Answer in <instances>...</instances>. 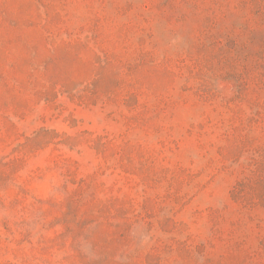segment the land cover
Listing matches in <instances>:
<instances>
[{
	"label": "rangeland",
	"instance_id": "374dc122",
	"mask_svg": "<svg viewBox=\"0 0 264 264\" xmlns=\"http://www.w3.org/2000/svg\"><path fill=\"white\" fill-rule=\"evenodd\" d=\"M132 1L134 7L126 10L125 0H50L46 7L30 0H0V163L16 155L17 144L42 127L59 133L86 132L87 135L111 137L123 130L124 121L131 113L121 106L116 110L111 108L118 112L114 119L107 118L99 106L82 108L78 98H73L62 88L63 84L75 82L77 92L82 96L87 95L97 76L102 80L96 84V89L111 87V81L116 77L125 89L139 84L141 88L148 87L155 93L164 94L172 86L168 76L154 74L148 64L126 70L136 58L142 59V51L139 53L137 49L139 44L146 45L139 38L148 25L138 28L136 20L149 18L157 40H163L164 47L155 56L156 64H159L169 28L177 33L169 42L180 46L183 40L196 34L199 18L207 13L212 12L213 18H227L230 23L236 18H252L247 9L238 5V0ZM194 4L198 8L195 9ZM149 50L147 45L144 51ZM104 54L109 56V62L102 65L100 57ZM53 89L59 100L56 105L50 103ZM22 112L27 115L19 117ZM183 121L184 118L177 114L172 124L178 126ZM207 130V136L191 138L183 144L186 151H191L192 163L185 164V169L199 171L207 167V163L209 166L189 186L184 185L186 172L178 174L181 195L198 191L189 207L179 212V218L187 224V230L196 241L210 239V228L216 224L212 248L206 253L208 264H264V113L250 131H242L232 115L225 116V126L213 124ZM239 138L244 140L245 150L234 164L228 158L217 162L211 149L205 148L208 153L204 156L203 151L200 152V146L212 145L211 148L220 147L222 154H229ZM149 149L153 154L158 152L154 144ZM78 150L80 155L66 149L63 152L83 162L98 163L94 151L83 143ZM55 155L52 147H48L31 155L15 176L7 179L0 174V264H45L46 260L50 264H77L69 253L65 254L54 244L47 250L43 243H49L60 234L56 220L62 209H50L47 205L50 199L60 200L55 190L60 177L51 169ZM221 164L228 167L227 171L216 172V166ZM208 177H211V183L203 188L201 184ZM18 186L28 191L25 202L30 203L31 196L44 203L46 210L27 213L21 205L13 203L19 194ZM233 187L242 188L244 192L231 200ZM209 207L219 211L213 223L205 212ZM194 210H197L196 214ZM20 218L25 219L21 228L26 235L19 234L17 223ZM156 238L159 234L136 226L131 233L135 249L130 259H144ZM78 250L89 264L99 260L88 243L80 244ZM164 256L168 264H175L173 255ZM195 264L202 262L196 259Z\"/></svg>",
	"mask_w": 264,
	"mask_h": 264
},
{
	"label": "trees",
	"instance_id": "16d2710c",
	"mask_svg": "<svg viewBox=\"0 0 264 264\" xmlns=\"http://www.w3.org/2000/svg\"><path fill=\"white\" fill-rule=\"evenodd\" d=\"M30 2L45 7L50 5V0ZM134 5L132 0H125L124 8L130 10ZM238 5L247 9L252 18H236L230 23L227 18H213L212 12L207 13L199 18L196 34L183 40L180 46L169 42L177 33L167 29L159 64H156L155 56L164 47L163 40H157L149 18L136 20L138 28L148 25L139 38L146 45L139 44L137 49L139 53L142 51V59L136 58L126 70L148 64L154 74L168 76L172 86L164 94L155 93L148 87L141 88L139 84L125 89L116 77L111 81V87L96 89V84L102 80L97 76L87 95L82 96L77 92L75 82L63 84L62 88L73 98H78L82 108L99 106L107 118L115 119L118 112L113 110L121 106L132 115L124 121L123 130L112 137L87 135L86 132L59 133L42 127L17 144L16 155L0 163V174L8 179L19 173L31 155L48 147L56 153L51 169L60 177L55 189L60 200L50 199L47 205L50 209H62L56 220L60 234L49 243L43 242L45 249L51 250L50 245L54 244L65 254L69 253L77 264H89L78 250L82 243H88L98 255L96 264H168L164 258L166 254L173 255L175 264H195L196 259L208 264L206 253L212 248V237L216 232L213 221L219 211L205 208L213 223L212 237L194 240L187 224L180 220L179 212L189 207L198 191L181 195L178 174L186 172L184 185L189 186L209 166L207 163V167L199 171L185 169V164H192L191 151L183 148L186 140L207 136V129L213 124L225 126L227 115L236 117L242 131H250L264 113V0H238ZM194 7L198 8L196 4ZM147 45L149 52L144 51ZM101 57L102 65L108 64L109 56ZM50 103H59L54 89ZM177 114L184 121L175 126L172 122ZM18 115L25 117L27 113ZM241 139L226 155L221 153L220 147L211 148L212 145L200 146V152L203 151L204 156L211 149L217 162L228 158L234 164L245 150ZM80 143L94 151L98 159L96 165L63 152L66 149L80 155ZM152 144L158 147L156 154L149 151ZM205 148L208 151H204ZM221 165L216 166V172L227 171L228 167ZM208 183H211V177L201 185L205 188ZM18 189L13 203L21 205L23 211L46 210L44 203L31 196L32 201L25 202L28 191L23 186ZM242 191V188L233 187L230 199H237ZM20 219L17 223L19 234L26 235L21 228L25 219ZM136 226H144L159 234V238L155 239L144 259L131 260L130 254L135 249L131 233ZM45 264L50 261L46 260Z\"/></svg>",
	"mask_w": 264,
	"mask_h": 264
}]
</instances>
